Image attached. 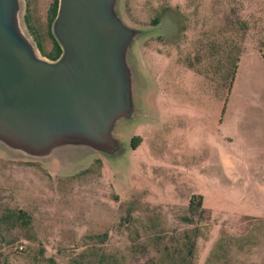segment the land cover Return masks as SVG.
Segmentation results:
<instances>
[{
    "label": "rangeland",
    "instance_id": "rangeland-1",
    "mask_svg": "<svg viewBox=\"0 0 264 264\" xmlns=\"http://www.w3.org/2000/svg\"><path fill=\"white\" fill-rule=\"evenodd\" d=\"M51 1L16 10L48 59ZM115 4L136 30L118 150L0 142V264H264V0Z\"/></svg>",
    "mask_w": 264,
    "mask_h": 264
},
{
    "label": "water",
    "instance_id": "water-1",
    "mask_svg": "<svg viewBox=\"0 0 264 264\" xmlns=\"http://www.w3.org/2000/svg\"><path fill=\"white\" fill-rule=\"evenodd\" d=\"M116 2L58 0L62 52L48 59L19 29L18 0H0V142L41 157L72 143L118 150L112 126L135 96L127 57L136 30Z\"/></svg>",
    "mask_w": 264,
    "mask_h": 264
},
{
    "label": "trees",
    "instance_id": "trees-1",
    "mask_svg": "<svg viewBox=\"0 0 264 264\" xmlns=\"http://www.w3.org/2000/svg\"><path fill=\"white\" fill-rule=\"evenodd\" d=\"M57 6H58V0H54V2L52 3V5L50 6V9H49V22H50V24L52 23L53 18L55 17V14H56V11H57ZM155 21H157V18L155 19ZM51 36H52V39H53V45L51 46V49L48 52H45V54L50 59H55L62 52V48H61L60 43L58 42V40L56 39V37L54 36L52 31H51ZM37 44H38L39 48H41V50H42V44H41L40 40H37ZM238 60H239V55H236L234 66H233V68H232V70L230 72L231 73V80H232V78L234 76V73L236 71ZM138 142H139L138 136H134L130 140V144H131L132 147H134ZM195 198H196V196L193 195L192 198L190 199V202H189V205H188V209H189V211L191 213H194L195 209L197 210V207L200 205V201H201L200 196H198L199 200L196 202V204L193 203ZM12 213L15 214L17 219H22V220H25V222H27L26 219H25L26 218L25 217L26 216L25 211L20 210V209L18 211H13L12 210ZM5 216H8V215L5 214ZM187 219H189V217H187ZM52 264H55V262L53 260H52Z\"/></svg>",
    "mask_w": 264,
    "mask_h": 264
},
{
    "label": "flooded vegetation",
    "instance_id": "flooded-vegetation-1",
    "mask_svg": "<svg viewBox=\"0 0 264 264\" xmlns=\"http://www.w3.org/2000/svg\"><path fill=\"white\" fill-rule=\"evenodd\" d=\"M54 2V0H52L51 2H50V5H49V7L52 5V3Z\"/></svg>",
    "mask_w": 264,
    "mask_h": 264
}]
</instances>
